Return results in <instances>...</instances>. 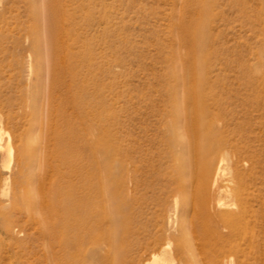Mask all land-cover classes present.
<instances>
[{
    "label": "rangeland",
    "instance_id": "rangeland-1",
    "mask_svg": "<svg viewBox=\"0 0 264 264\" xmlns=\"http://www.w3.org/2000/svg\"><path fill=\"white\" fill-rule=\"evenodd\" d=\"M56 2L52 9L51 0H0V264L58 260L64 245L50 246L43 233V194L61 183L81 186L85 178L99 185L103 177L106 196L95 201L106 213L95 224L115 229L120 264H156L165 247L179 264L176 248L186 226L204 264L216 254L218 264H264V222L254 215L264 208V0H206L202 16L196 0ZM191 22L205 34L202 66L219 101L211 104L214 128L241 130L245 139L236 138L239 149L245 146L241 155L226 149L232 165L242 158L249 219L260 227L256 249L228 239L230 229L215 209L196 223L210 221L221 232L217 249H207L212 242L192 231L195 209L186 215L171 173L176 147L166 138L176 130L173 90L188 107ZM68 126L79 138H62ZM68 155L74 167L64 162ZM34 199L41 221L26 212ZM69 251L76 264H107L111 245L98 237Z\"/></svg>",
    "mask_w": 264,
    "mask_h": 264
},
{
    "label": "bare ground",
    "instance_id": "bare-ground-1",
    "mask_svg": "<svg viewBox=\"0 0 264 264\" xmlns=\"http://www.w3.org/2000/svg\"><path fill=\"white\" fill-rule=\"evenodd\" d=\"M51 1L52 4L49 7L52 9L57 8L58 5L56 7V4L58 3L56 1L58 0ZM196 3L200 9L199 13L202 16L208 3L206 0H196ZM54 18L50 21L52 34L58 32V24H56L58 22L55 21L57 17ZM185 31L192 37L189 47L191 56L188 57V67L189 70H191V73L188 74L184 80L186 95L188 98V107L187 110H185L181 101L175 98L177 91L173 90L174 98L172 100V108L173 113H175L174 125L176 126V130L172 131V133L166 138L173 147H176L171 173H173L178 181L179 196L183 197L185 200L187 209L186 215L188 216V212L192 206L195 209L194 222L191 223L194 227L192 231L202 239L212 242L209 246L206 245L207 249L215 250L221 232L219 228L210 221L206 220V224L204 225H201V222L197 225L196 223L202 218L208 219L212 209H215L218 212L220 219L229 227L230 236L228 239L235 241L247 240L250 248L256 249L259 247L258 233L260 227L256 228V225H251L249 219V211L251 209L248 207L249 196L247 192L248 187L246 186L247 178L245 180V172L243 174V171L241 170L242 168H240L239 165L242 158L239 156L238 160L234 162L235 164L232 165L230 150L226 149L227 146L230 145L233 147L234 151H239L241 155V150H243L242 148L245 146L239 149L240 145L238 146L236 142V138L239 136L241 137V130H238L237 132L231 130L233 133L230 135L214 128L217 122L216 117L210 115V110L212 108L211 104L214 102L219 103V101L213 86L206 80L207 78L204 75L202 66V55L204 54L206 44L203 27L191 22ZM175 78H179L177 72L175 73ZM261 78V84L264 86V76ZM68 127L69 129L66 134L61 137L66 140L79 138L77 129L73 126ZM0 136L2 135L0 134ZM243 139L241 137V139L238 140L240 141ZM119 149V152L123 153L122 145ZM247 149L245 148V154ZM21 154L22 159H25V152L22 151ZM124 161V157H121L120 161L118 160V163L122 164ZM64 162L69 167H74L75 161L72 159L71 155L65 157ZM232 167L233 171H229ZM122 172L123 171L120 169V171H118V176H123ZM105 173L106 169L102 170V175H105ZM34 179H30V181ZM101 182V184L96 185L91 182L90 178H85L81 186H72L69 183H61L52 187L46 195L43 194V200L46 203L47 209V214L46 217L43 218V222L40 220L42 217L38 215L40 210L38 209V211L37 208L39 207L35 206L38 202H35V199L37 198L33 201L35 202V204H33L35 206L33 207V210L31 207L26 208V212L29 211L32 214V218L33 216L37 217L41 221V224H43V233L51 244H49L50 246H53L58 242L64 245L61 257H59V259L57 258L58 260L52 264H76L74 261L75 258L69 250L75 247L80 251L84 242L97 240L98 237L100 239L107 238L111 245V252L106 261L107 264H120L119 258L115 256L117 249L115 244V229L109 228L106 230L105 228L100 227L99 224H95L96 216L100 218L101 216H104L101 214L106 213V208L101 207L100 204L95 201L97 195H100L103 198L106 196L107 187L105 185L104 177L101 179ZM34 185L36 186V182ZM29 186H33V183H30ZM35 186L33 187L35 188ZM39 190L40 188H38V191ZM77 192L82 193L81 198H77ZM179 200L180 199L177 198L176 203H179ZM235 200H237L238 203L235 204L232 202ZM27 203H30L29 199ZM29 206L31 205L29 204ZM3 212L5 213V211ZM254 215L263 224L264 208ZM256 223L258 225V222ZM184 228V232L182 233L176 248V252L180 255L179 264H204V260L199 257L200 253H197V249H199L196 248L195 245V241L197 240L195 239L194 243L191 240V236L188 235L187 226ZM240 243L241 242L236 243L233 248H241ZM225 245L227 247L230 246L231 243L228 241L225 242ZM51 253H53V251ZM173 253L174 252L171 249L165 247L162 255H155V263L176 264L172 260L174 256ZM216 256L218 255L216 254ZM216 256L213 258L211 257L210 264H218ZM3 258L5 259V257L2 256L1 259ZM46 258L48 259V257Z\"/></svg>",
    "mask_w": 264,
    "mask_h": 264
}]
</instances>
